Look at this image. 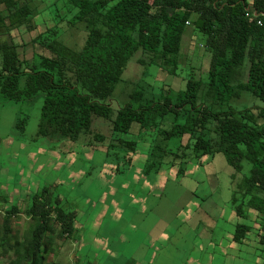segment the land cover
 Returning a JSON list of instances; mask_svg holds the SVG:
<instances>
[{
  "label": "trees",
  "instance_id": "obj_1",
  "mask_svg": "<svg viewBox=\"0 0 264 264\" xmlns=\"http://www.w3.org/2000/svg\"><path fill=\"white\" fill-rule=\"evenodd\" d=\"M31 1L0 0V103L43 95L35 138L53 144L84 138L92 148L106 144L108 156L129 166L132 155L144 154V175L177 166L181 177L192 162L223 152L235 181L248 161L250 172L234 182L231 204L242 218L251 209L258 212L264 242V0H53L56 25L38 30L32 43L42 51L27 59L13 31L37 28L41 11ZM64 21L84 24L80 48L63 40ZM188 26L203 35L211 55L207 78L191 74L185 89L173 93L138 84L130 101L114 107L115 86L135 54L147 56L137 58L143 65L179 74ZM245 93L261 104L231 105ZM96 118L106 122L107 132L93 126ZM27 124L20 117L16 128L23 131ZM63 200L46 184L25 208L9 205L0 226V252L13 254L8 264H46L56 253V239L73 236L78 212ZM20 212L32 220L23 235L11 225V215ZM249 229L238 223L234 238L242 241Z\"/></svg>",
  "mask_w": 264,
  "mask_h": 264
},
{
  "label": "rangeland",
  "instance_id": "obj_2",
  "mask_svg": "<svg viewBox=\"0 0 264 264\" xmlns=\"http://www.w3.org/2000/svg\"><path fill=\"white\" fill-rule=\"evenodd\" d=\"M52 1L53 0L31 1L32 6L36 7L38 11H41L35 19L36 23H38L37 28L33 31H26L25 27H23L21 30L13 31V36L15 41L19 44L18 51L22 58L30 59L34 52L42 51L41 47L32 43V39L37 34L38 30L44 31L49 27H55L56 21L52 15L53 7L50 5ZM61 12L64 13L65 11L62 10ZM59 30L64 32L62 37L68 45L74 48H80L84 44L86 30L83 23L70 26L64 21L59 24ZM193 31L194 27L188 26L184 34L181 50L183 56L181 59L183 62L181 61V69L179 68L178 75L171 74L155 64L143 65L140 61H137V58H146L147 56L143 53L135 54L129 61L123 73L122 80L115 86L113 106L117 107L124 105L127 101H130V93L139 88L138 84L148 86L149 83L156 89V92L163 87L165 91L169 90V92L172 91L171 93H173L185 89L187 78L191 76V74H194L196 78L200 77L205 80L207 78L211 55L203 48V35L200 32L194 34ZM44 52L47 53L46 50ZM245 95L248 97L243 96L241 99L233 100L231 105L236 108H241L246 105L253 106L261 104L259 98L253 97L248 93H245ZM1 98L2 96L0 94V100ZM43 101L44 96L40 95L32 100L9 102L8 104L0 103V136H6L10 133L14 135L19 134V129L15 127L16 118L19 116L21 118H28V124L26 126L27 134L30 135L36 132ZM105 123L103 119L96 118L93 126H97L99 130L107 132L108 130ZM135 126H137V124H134L133 128ZM135 131L137 132V130ZM83 141L84 138L78 141H64V144H60L59 146L55 144L52 150L46 151L49 155L52 154L51 157L48 156L49 159L61 156L63 160L67 159V157L61 155V152L68 148H73L74 150L68 158H75L77 160V166L83 167V169L79 168L74 171L69 168L66 161L64 163L65 168L60 167L57 169L59 174L63 172L64 180L68 179L69 174L72 175L70 182L68 181L69 185L64 183V186H61L60 190L69 186L67 190L69 191L72 189L73 202L79 207L77 222L79 230L76 232V238L79 240V244L75 245L72 238H67L66 240L56 239L54 245L56 253L48 256L46 264H74V256H78L80 264L87 262L92 264H96L95 262H97V264H116L120 258L123 264H130L131 262L129 261L124 263L125 260L122 258L128 243H123L125 248H120V251H115L116 258H113L110 256L108 250L106 252L104 251L102 242L95 241L96 239L94 236H97L96 232H99V235L103 237H107L109 236L108 234L111 233L114 239L119 237V241L121 240L122 234L129 237L133 227L129 226V229H126L127 222H115L113 220V214H110L106 217L101 229L96 231V229L91 228V226H93L92 217L94 215V210L101 207L99 200L100 193L102 196L104 193L105 198H111V185L102 181L110 176H112L113 179L115 177L121 179H125V177L136 179L138 175L140 176L139 169L142 170L144 167L146 156L144 154L132 155V165L129 166L126 164L125 166L123 163H118V160L112 155H107L108 148L106 144L99 143L98 146L90 148L87 145L83 146ZM141 147L145 149V145ZM2 151H4V148H2ZM6 157H4L2 153L0 154V158L3 159ZM140 159L143 160L140 161ZM43 160L45 159L43 158ZM201 161L202 162H192L187 168L186 176L180 177L177 175V166H165L160 175L154 173L150 174L160 179L153 191V193L157 194V198L155 199V209L148 213L152 215L148 225L152 226L153 223H155V233H159L160 230H164L165 227L171 225V239L185 246L181 248V252L179 253L180 258L196 254V248L193 246V238L196 237L197 234H203L202 229L191 232L190 229L188 230L186 228L187 225L197 224L199 219L204 223L200 225L212 224L215 221L214 216L219 209H223V214L225 215L223 218L226 216L229 217L228 210L232 208V204L229 200L231 201L230 197H232L233 194L234 182L236 183L243 176L249 174L251 168L250 163L244 161V169L236 175L235 179L237 181H234L232 176L235 173V169L229 164L223 152H218L214 155H205ZM25 171L26 174H29L28 172L30 171V175L31 173L33 175L31 177L36 176L35 180L38 182L41 181L39 178L42 177V174L39 171H35L33 168L32 170L25 169ZM37 172L39 174H37ZM49 175L51 177L53 176L52 171ZM99 177H101V179H99ZM132 187L134 188V185H132ZM124 190L126 189L124 188ZM87 196L94 202L93 207L89 205L88 200H84L87 199ZM14 202L15 201H13V203ZM95 204H97V207H95ZM130 208L132 209V207ZM130 208L128 207V212H130ZM191 208H197L200 211V215L191 212ZM205 210L207 211L203 214L202 211ZM223 218L221 217L219 222L215 221V223L218 225H227V222H225ZM2 220L3 218L0 216V223ZM12 220L15 222L13 229L15 232L18 231L19 235H23L32 222L25 213L24 215L15 216ZM240 222L244 223V219L241 217ZM212 234L213 233H211V235ZM121 242L123 241L121 240ZM160 242L162 244L164 243V241ZM154 250L155 249L152 248L151 252ZM178 252L179 250L175 252L177 256ZM107 256H110L108 260L106 259ZM12 257L13 254L3 255L0 252V264H8Z\"/></svg>",
  "mask_w": 264,
  "mask_h": 264
},
{
  "label": "crops",
  "instance_id": "obj_3",
  "mask_svg": "<svg viewBox=\"0 0 264 264\" xmlns=\"http://www.w3.org/2000/svg\"><path fill=\"white\" fill-rule=\"evenodd\" d=\"M19 118L20 116L16 118V123ZM18 131L19 134L17 135L10 133L6 136H0V154H4V157L7 156L3 159L0 158V193L3 194V197L0 198V216L4 220V217L9 215L7 209L12 204H23V208H25L29 197L46 184L54 185L62 199H64L63 203L65 206L73 208L78 212L79 207L73 202L72 189L68 191L67 187L69 186H66V188L60 190V187L64 186V183L69 185L68 181L70 182L72 175L69 174L68 179L64 180L63 172L59 174L57 171L60 167L65 168L64 163L66 161L69 168L74 171L79 168L83 169V167L77 166L75 158H68L74 149L68 148L61 152V155L66 156L67 159L62 160L61 156L49 159L48 156L51 157L52 154L49 155L46 151L52 150L55 144L45 138H35L37 131L30 135L27 134L26 127L23 131L20 129ZM57 144L58 146L60 145L59 143ZM61 144H64V142ZM62 146L65 147L64 145ZM2 148H4V151H2ZM123 164L126 166L128 163ZM32 168L42 174V177L39 175L41 177L39 178L41 179L40 182L35 180L36 176L31 177L33 175L32 173L30 175V171L28 172L29 174H26L25 169L32 170ZM51 171L53 173L52 177L49 175ZM37 174L39 173L37 172ZM139 174L140 176L138 175L136 179L126 177L125 179L117 177L113 179L110 176L102 181L111 185V198H105L104 193L103 196L100 193L99 200L101 207L94 210L92 217L94 227L91 226V228L99 231L106 217L110 214H113L115 222H127L126 229H129V226L133 227L129 237L125 234L121 235L123 242L121 240L118 241L119 237L114 239L111 233L108 234L109 236L103 237L99 235V232H96L97 236H94L95 241L102 242L104 251L108 250L111 257L116 258L115 251L125 248L123 243H128L122 258L125 260L124 263L129 261L131 262L130 264H264V242L261 240L262 230L260 225L262 217L259 216L257 211L252 209L247 211L246 217L243 219L246 225L250 226V229L245 231L243 240L238 241L234 236L236 226L241 222L240 216L237 215L233 207L228 210L229 217L223 218L225 216L223 209H219L214 216L216 222H219L222 217L227 222V225H218L215 221L212 224L200 225L204 224L201 219L198 220L197 224L187 225L186 228L190 229L191 232L202 229L203 234H197L193 238L196 254L180 258L179 253L181 252V248L185 246L171 239V225L165 227L164 230H160L159 233H155V223L152 226L148 225L152 216L148 213L155 209V199L157 198V194L153 193V191L160 178L144 175L143 168L142 170L139 169ZM132 185H134V188ZM84 200H88L89 205L93 207L94 202L90 197L87 196V199ZM13 201L15 202L13 203ZM229 202L231 201L229 200ZM95 207H97V204H95ZM128 207H132V209L130 208V212L127 211ZM206 211H202V213L204 214ZM191 212L200 215V211L197 208H191ZM21 214L24 215L23 212L12 214V219ZM14 224L15 222L12 220L11 225L14 226ZM76 225L77 232L79 230L78 223ZM76 232L70 237V239H73L72 241L75 245L79 244ZM211 233L213 234L211 235ZM160 241H164V243L162 244ZM152 248L155 249L153 252H151ZM178 250L177 256L175 252ZM109 257L107 256L106 259L108 260ZM73 261L74 263H80L78 256H74ZM95 263L97 264V262ZM84 264L92 263L87 262ZM116 264H123L122 259H118Z\"/></svg>",
  "mask_w": 264,
  "mask_h": 264
}]
</instances>
